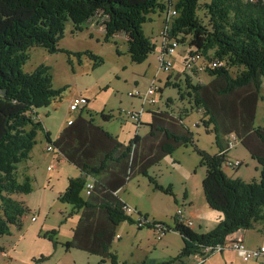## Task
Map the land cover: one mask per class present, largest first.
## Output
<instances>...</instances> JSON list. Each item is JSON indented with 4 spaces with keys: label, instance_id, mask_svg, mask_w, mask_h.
Masks as SVG:
<instances>
[{
    "label": "trees",
    "instance_id": "obj_1",
    "mask_svg": "<svg viewBox=\"0 0 264 264\" xmlns=\"http://www.w3.org/2000/svg\"><path fill=\"white\" fill-rule=\"evenodd\" d=\"M168 3L169 6L166 0H0V237L10 236L14 226L21 229L29 211L17 196L33 193V181L23 170L32 160L39 133H43L48 146L81 172L80 177L69 178L67 189L58 198L73 207L72 215H80L65 248L98 256L102 259L99 264L108 259L117 264L111 249L118 227L122 223L137 225L127 214L128 205L119 192L136 177H149L152 167L178 149L195 146L194 134L184 125L182 116L160 111L152 114L147 135L137 134L129 143H123L88 112V117L80 114L68 123L54 140L38 115L39 109L61 97L53 87L51 68L41 65L26 73L24 66L33 48H44L50 54L65 51L59 48V42L68 23L73 24L74 33H79L97 17L103 19L105 42L124 34L132 62L143 64L157 50L143 31V25L157 11L176 12L169 25L170 40L188 44L190 57L209 59L204 71L212 78L209 83L195 85L187 77L185 91L171 79L167 86L178 89L181 100L189 98L192 111L204 112L202 123L207 132L216 136L220 154L209 155L195 147L207 169L203 182L206 202L223 219L213 231L199 234L185 227L179 218L170 228L139 215L149 221L146 226L154 229L159 224L168 232L178 233L184 243L177 257L152 264H188L190 258L203 255V249L225 244L232 235L259 224L264 233V127H255L264 81V0ZM74 55L79 59L88 56L96 67L103 64L91 52ZM212 62L223 65L213 69L208 66ZM168 102L173 104L174 100ZM101 117L105 121L113 118L104 113ZM232 137L259 164V181L234 179L224 172ZM149 179L156 190H163L155 178ZM88 184L93 185L89 195ZM57 233L53 231L45 237L55 246L60 244L54 239ZM1 254H5L2 248ZM46 260L42 256L32 262L41 264Z\"/></svg>",
    "mask_w": 264,
    "mask_h": 264
},
{
    "label": "rangeland",
    "instance_id": "obj_2",
    "mask_svg": "<svg viewBox=\"0 0 264 264\" xmlns=\"http://www.w3.org/2000/svg\"><path fill=\"white\" fill-rule=\"evenodd\" d=\"M173 1L174 4L178 2V0ZM166 3L169 6L168 0ZM150 18L151 21L143 25V31L157 46V50L143 64L132 62L128 54L127 37L124 34L116 36L111 42H105V29L102 26L103 19L101 17L94 20V22L98 20L99 26L89 24L79 33H74L73 24L68 23L59 42V48L65 50L63 52L50 54L44 48L31 49L30 58L24 66V71L32 73L41 65L50 67L53 87L61 93V97L51 106L38 110L39 119L45 130L51 133L52 138H56L59 130L68 125L69 119L77 118L79 113L71 112L69 109L71 100L75 96L87 94L91 102L92 112L90 111V113L96 117V123L110 133L119 135L121 142L129 143L135 136H133L132 127L134 126L136 129L137 123L129 120L125 114H122V111H141L137 106L142 101L131 97L130 94L136 91L143 94L151 83L156 82V85L163 90L162 94L159 91L155 95L158 100L156 107H162V111L183 117L184 125L194 134L195 146L198 150L209 155H217L220 152L215 134L207 132L202 123L204 112L192 111L193 106L190 104V99L181 100L179 90L167 86L169 77H171V83L180 84L184 91L187 77H190L195 85L207 84L212 78L205 72H200L197 69L188 71L183 67L184 58L189 55L188 44L179 45L175 54L177 65L173 67L174 69L172 68L170 72L159 70L160 64L157 59L161 52L160 34L165 29L167 14L157 11L151 14ZM85 52H91L100 57L103 64L96 67L95 61L88 56L79 59L74 55ZM200 58L201 63L205 60L209 61L208 58ZM178 74L181 75V78L176 81L175 76ZM134 80L140 82V87L134 85ZM168 99L174 100V103L168 104ZM103 110H106L105 114L113 116L111 121L103 120L100 115ZM187 110L189 114H186ZM83 115L88 117L87 109L84 110ZM255 127H264V81ZM142 129L147 130V133L150 131V127L145 126ZM131 136L133 137L130 140ZM37 141L38 144L33 152L34 160L29 162L30 167L27 169L25 167L26 171L23 170L25 172L23 174L30 176L33 181V193L17 196V199L24 202L29 211L22 219L21 229L14 226L10 236L0 237V248L4 249L5 253V256L0 255V264H32L33 259L38 260L42 256L45 257L48 252L53 250V247L58 246L45 238L47 235H51L50 232L57 231V236L54 239L64 246L65 243L72 240L73 230L76 227L73 225L74 220L68 210L71 206L59 202L57 196L67 187L68 177L77 178L79 170L69 163H59L56 168L53 166L49 168L53 162L46 158L47 154L43 152L48 146L43 133H39ZM195 146L190 145L178 149L172 156L166 157L158 165L152 167L149 170V177L143 175L136 177L121 192L123 197L126 196L140 204L142 210L137 211L139 215L146 217L151 223L156 220L155 222H162L166 226L174 228L175 218H178V209H183V211L184 208L190 209L189 201L192 200L203 213V207L207 203L203 191L207 169L201 164V158ZM228 156L232 161L238 160L244 163L237 170L224 165L223 170L227 176L234 179L242 176L248 182L261 179L258 163L251 158L240 143L233 142ZM244 157L245 159H242ZM53 168L54 170L51 171ZM256 168L259 171H256ZM50 174L53 177L48 185ZM150 177L155 178L163 190H156L150 182ZM187 193L191 199L188 202L185 200ZM60 207L62 208L60 209ZM65 207L68 209L63 210L66 209ZM138 214L133 215L134 221L138 220ZM125 225L117 232L122 239H115L111 249V253L118 257L117 260H126L127 264H130L132 256H142V252L135 250L136 245H140L146 253L152 252L153 257L158 258L159 262L168 261L171 258H166L170 256L175 258L177 255L175 249L181 243L175 234L170 238L172 240L169 243L171 249L163 251V247L157 246L155 250L153 244L157 243L155 240L157 237H155V232H152L153 228L146 226L139 230L136 224L126 223ZM172 232L169 231L168 234H172ZM63 249L59 253L63 264H74V261H77L78 264H99V257L80 251L70 254L65 246ZM120 264L122 263L120 262Z\"/></svg>",
    "mask_w": 264,
    "mask_h": 264
},
{
    "label": "crops",
    "instance_id": "obj_3",
    "mask_svg": "<svg viewBox=\"0 0 264 264\" xmlns=\"http://www.w3.org/2000/svg\"><path fill=\"white\" fill-rule=\"evenodd\" d=\"M91 26H99L98 20L96 22H92L91 23ZM163 30L161 31V33L163 32ZM160 36H161V34H160ZM162 47H163V43H161V52H162ZM161 52H159V54H158L157 61H159V55L161 54ZM189 57L190 56L188 55V57H185L184 58V66H183L184 68H185V63L187 62V60H188ZM174 58H175V55L173 57V67H175L177 65L176 58L175 59ZM204 62H206V60ZM159 64H160V62H159ZM159 70H161L160 69V65H159ZM175 78H176V81H178V79L181 78V75L178 74L177 76H175ZM169 79H171V77H169ZM169 79H168V81H170ZM151 84L146 88L147 90L145 89L146 92L150 88ZM134 85L136 87H140V82L137 81V80H134ZM162 92H163V90L160 91L161 94H162ZM77 97H83V98H86L89 101V103H88V105L86 107L82 108L80 111L77 112V113H79L78 116L80 114H83L85 109H87L88 112H90L91 111V108H90V105H91L90 103L91 102L89 100L90 97L87 96V94H82L80 96H75L74 98H77ZM154 99L157 101L155 105L148 104V103L145 104L144 102H142L141 104H139L137 106L138 109H140L141 111H144V114L142 115V117L140 119V122L137 123V128L136 129L132 125L133 126L132 127L133 128V130H132L133 131V136L134 135L136 136L137 134L140 135V136L147 135L148 134L147 133V130L142 129V127H145V126L146 127H149V124L152 121V114L162 111V107H158V108L156 107L158 105V100H157V98L155 96H154ZM72 100H71V102H72ZM168 101H169V99H168ZM71 102H70V104H71ZM168 104H169V102H168ZM105 111L103 110L101 114H103V113L105 114ZM38 115H39V112H38ZM105 115H107L108 117L112 116L111 114H105ZM94 118L96 120V117L95 116H94ZM72 121H74V120L69 119V122H72ZM109 121H111V120H109ZM109 121H105V122H109ZM66 127L67 126L65 125V128ZM65 128L64 127L61 128L59 130L58 136L56 138H53V139L54 140L57 139ZM143 132L144 133H147V134L142 135L141 133H143ZM113 135H116V137H118V139L120 140V136L119 135H117V134H113ZM133 136H131L129 139L131 140ZM123 143H126V141H123ZM43 152L45 154H47L46 158L51 159L52 162H53L50 165L49 168H51L52 166L54 168H56L59 163H63V164L64 163H68L67 160L58 151L53 152V153L52 152H48L47 151V147H46V149H44ZM218 154H220V152ZM242 159H245V157L242 158ZM33 160H34V155H32V160L30 162H32ZM28 167H30V165H27V168ZM54 168L51 171H53ZM256 171H259V169L256 168ZM80 176H81V172L79 171V176L78 177H80ZM52 177H53V175L50 174L49 175L48 185L51 183ZM69 178H72V177H68V179H67L68 182H69ZM239 178L242 179V180H244V181H246V182H248L242 176L239 177ZM128 184L125 186V188L128 186ZM67 187H68V184H67ZM67 187L65 188V190L67 189ZM124 189L122 191H124ZM65 190H64V192H65ZM122 191L119 192V196H120V198L122 199V201L126 205L132 207L133 209H136L137 211L142 210L141 209V206H140V204L138 202H135L134 200H131V199L127 198L126 196L123 197L121 195L122 194L121 193ZM64 192H60L58 194L57 200H58L60 194H62ZM185 200L187 202H188V200H191L188 193L185 196ZM205 204L206 205H204V207H203L204 208L203 213H201L200 209L194 204V202L192 200L189 201L190 209L184 208V218L191 219L193 221L194 227L192 228V230L194 232H196V233H199V234L208 233L210 231H213L219 225L220 221L223 219V215L221 213L210 209V207L208 206V204L207 203H205ZM64 205H66V204H64ZM61 208L62 207H60V209ZM65 208L66 209H63V210H67L68 209L67 207H65ZM68 210L70 211L72 220H74L73 221V225H75L77 227V224H78L79 219H80V215L79 214L78 215H74V214L72 215V213H73V207L72 206ZM132 218H133V216H132ZM153 221L155 222L156 220H153ZM156 223L163 224L162 222H156ZM125 224L126 223H122L118 227L117 232H118V230L120 228H124L122 226H126ZM76 227H75V229H76ZM262 228H263L262 225H256L251 230H248V231H240V232L232 235L231 237H229L228 240L229 241H231V240L241 241L250 250L259 249V248H261V247L264 246V233L262 231L263 230ZM138 229L141 230L143 228H138ZM152 232H155V230L152 231ZM154 234H155V237L158 236L157 235V232H155ZM173 234H175V236H177L178 240L181 243V245L178 248L175 249L176 254L178 255L181 252V250L183 249V247H184L183 240H182L181 236L178 233H176V232H172V234H170V233L168 234L167 229H166V234H165V236L162 239H158V238L155 239L157 241V243L153 244L155 246L154 247L155 250L157 249V246H159L160 248L163 247L162 248L163 251H164V249H167V250L171 249V245L169 243L172 241L170 238L173 236ZM73 235H74V230H73ZM73 235H72V238H73ZM116 239L121 240L122 237L119 234H117ZM63 247L64 246L62 245V243H60L55 248L53 247V250H51V252H48V255H45V258H47V260L45 262H43V264H45L47 262H48V264H63V261H61V259L59 258V253L64 250ZM135 250L138 251V252H142L141 253L142 256H140V257L132 256L131 257V260H130V264H148V263L149 264H152L153 261L159 262L157 260L158 258H154L153 257L152 252L146 253L145 251L142 250V247L140 245H136L135 246ZM149 250H151V249H149ZM74 251H79V250H70V251H67V252L70 253V254H72V252H74ZM64 252H66V251H64ZM80 252H83V251H80ZM84 253H86V252H84ZM86 254H88V253H86ZM141 254H139V255H141ZM177 255L175 257H177ZM3 256H5V254H3ZM55 257H56V259H55ZM96 257H98V256H96ZM170 258L173 259L174 257H171L170 256L169 258H166V259H170ZM101 260L102 259L99 257V263L101 262ZM120 262L122 264H127V261L126 260H120V259H118L117 260V264H120ZM187 262H188V264H197L198 263V258L196 256L195 257H192ZM32 264H33V262H32ZM74 264H78V262L77 261H74ZM104 264H113V263H112V261L110 259H108ZM202 264H264V262L263 261H249V262H244L243 259H242V257L237 252H235L233 250H227V251H224L223 253L214 254V255L208 257Z\"/></svg>",
    "mask_w": 264,
    "mask_h": 264
},
{
    "label": "built area",
    "instance_id": "obj_4",
    "mask_svg": "<svg viewBox=\"0 0 264 264\" xmlns=\"http://www.w3.org/2000/svg\"><path fill=\"white\" fill-rule=\"evenodd\" d=\"M250 1H254V0H250ZM175 16H176L175 11H170L167 14L165 29L161 33L163 50H162L161 54L159 55V62H160V69H161V71H164V72H170L172 70V68H173V57H174V55H175V53H176V51L180 45V43L178 41L170 40L168 37L169 25ZM200 59L201 58L198 55H192L191 57H189L186 64H185L186 70L195 71L197 69L200 72H204L206 70L207 65H205L206 62L201 63ZM200 63H201V65H200ZM209 65L213 69H216V68L222 67L223 64L219 63V62H212V64H208V66ZM159 91H160V88L156 85V83H152L147 92L142 94V93L136 91L135 93L130 94V96L140 99L145 104L148 103V104L155 105L157 101L154 99V96ZM88 103H89V101L86 98L77 97V98H74L72 100L69 109L71 112H78L82 108H84ZM122 114H125L127 116V118L129 120H131L132 122L139 123L142 115L144 114V111H128V112L122 111ZM69 123H71V122H69ZM233 142H238V140L235 137L231 138V142L229 145L230 149H231ZM47 151L52 152V153L56 152V150L52 146H48ZM226 166L233 169V170H235V169L237 170L243 166V162L238 161V160L232 161L229 159V161H227V163H226ZM92 189H93V185L88 184V186H87L88 195L90 194V191ZM125 209H126V212L129 216H133L134 214H138L137 210L133 209L130 206H127ZM177 214H178V218L180 219V222L185 227H188L190 229H192L194 227V223L191 219L184 218L183 209H178ZM147 222H149V221H145L144 218L139 216V218L137 220V227L138 228H144V227H146ZM154 230H155V232H157V235H158L157 238L158 239H162L166 234V228H164L163 226H161L159 224L154 226ZM227 250H233V251L237 252L242 257L244 262H249V261H263L264 262V246L259 248V249L250 250L241 241H238V240L229 241V240H227V242L225 244H218L216 246H211V247H207V248L203 249V255H197L196 256L198 258L197 264H202L208 257H210L214 254L223 253L224 251H227Z\"/></svg>",
    "mask_w": 264,
    "mask_h": 264
},
{
    "label": "clouds",
    "instance_id": "obj_5",
    "mask_svg": "<svg viewBox=\"0 0 264 264\" xmlns=\"http://www.w3.org/2000/svg\"><path fill=\"white\" fill-rule=\"evenodd\" d=\"M57 151V150H56ZM138 213V212H137ZM138 216H139V214H138ZM132 217V216H131Z\"/></svg>",
    "mask_w": 264,
    "mask_h": 264
}]
</instances>
